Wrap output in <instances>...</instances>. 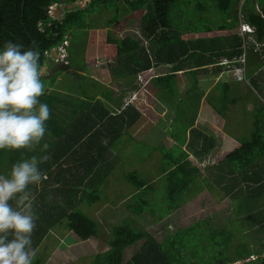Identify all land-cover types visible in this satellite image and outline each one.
Returning <instances> with one entry per match:
<instances>
[{"label":"trees","instance_id":"16d2710c","mask_svg":"<svg viewBox=\"0 0 264 264\" xmlns=\"http://www.w3.org/2000/svg\"><path fill=\"white\" fill-rule=\"evenodd\" d=\"M75 1L76 0H0V48L9 40L23 44L25 48L35 41L41 53V65L44 67L47 65V52L64 44V41L67 40L69 41V45L66 46L68 61L64 63L61 62L62 68L60 72L63 70L77 69V66L72 67L74 65L72 62L69 35H79L81 31L93 32L94 29L99 26L95 20L92 19L93 17H90V14L101 12L103 9L109 10L116 4L128 10L126 13L127 16L125 18H108L106 26L109 25L107 26L109 28L108 30H104L105 34L102 40H97L101 47H104L105 44L106 52L103 54L106 58L116 60L111 63L112 68H114L113 70L110 69V71L113 75H116L119 70L125 73H137L147 70L152 67L154 62H178L179 65H177V67L179 68H177V70H181L182 68L180 67L188 61L189 64L192 63L195 67L192 69L194 74L199 68L210 64H217L218 68H222L223 63H220V58L226 56L232 61V68H229L228 71H231L235 67H243L245 75L243 81H248L249 79L251 82L257 83L256 77L260 76V71L264 67V56L263 58L257 56L255 60L257 62L255 64L256 72L252 73V69H250V62L252 60L248 58L252 50H256L257 54L263 53L264 51V48L262 51H259L255 47L257 43L264 46V0H214L219 11L227 14V19L225 20V26L227 27L224 31L222 26L215 29L210 28L203 36H200L198 33L194 34L192 31H184L181 28H177V25L171 21V10L174 4L181 0H90L84 8L77 5L69 9L67 6ZM112 2L113 4H110ZM53 4H57L58 6L66 4L62 15L58 18L52 17L48 12L49 7ZM239 10L241 12L239 15L243 14L244 21H246L248 25L255 27L253 34L254 41L249 44L247 52L244 51L242 46L243 38L238 34L240 30ZM136 23L140 24V29L148 41V45L152 48L151 52L149 49L147 50L142 46L140 39L135 34L117 33L123 28ZM218 38L221 40V43L216 42ZM150 54H153L152 58ZM241 54H245L244 62L238 61ZM49 57L51 59L53 58L52 56ZM109 64L108 62V66ZM117 67H119L117 72H112ZM82 69L87 71L85 67ZM176 76L177 74L173 72L154 77L153 81L156 85L160 86L161 89L165 90L171 96H174L176 87H173L172 82L176 81ZM56 78L57 72L53 75L52 79ZM89 78L90 76L88 75L82 76V79ZM79 84L81 86L83 85L82 83ZM155 84L148 85L147 89L157 94ZM224 85L226 87L225 92L229 91L231 84L225 82ZM50 86L54 87V83H51ZM198 87V82L195 79L188 90L187 97L189 100L193 99L192 92ZM149 96L151 95L146 89H141L139 91L137 100L130 106L131 108L135 107L134 113H140V110L143 109L154 110L151 106ZM197 96V102H199L200 106L201 94L199 93ZM39 99L41 102L47 104L55 101V97L48 93V89H45L44 95ZM226 99V95H223L222 100ZM163 100L167 102L166 100L168 99ZM85 101L90 103V101ZM231 102H234V100L230 99V103ZM94 105H96L95 110L97 114H100L103 120L110 121L114 119V117H117L111 115L109 119L106 118V116H108L107 114H109V110L100 99L94 102ZM99 105L100 108L98 109L97 107ZM48 106L50 109L55 110L52 104ZM198 108L199 107L195 109V115H193L192 120L183 121L184 124L180 129L177 130L171 126L172 130L170 133L173 136V141H177L182 150L177 157L172 156L169 152H165V159L171 158V163L164 168L163 172L167 178L165 181L167 185L166 188L168 189V193H166L168 204L163 206L164 209L162 212L157 213L159 214L158 218L149 219L152 217L151 213H145L144 210L140 212L137 206L132 204V202L129 203L128 209L132 213L140 215L147 223H154L158 221L160 215V218H164L172 211L178 209L184 200V198H182V193L188 192L189 185L196 182L195 174L201 171L200 164L197 162L196 158L191 156L188 150L184 148V145L188 142L187 132L190 126L194 124ZM135 109L137 110L136 112ZM261 109L262 111L259 112L261 114L255 116V126L250 138L237 141L235 147L232 149L220 150L218 152L216 167L220 170V173L216 174V179L221 181L226 178L227 174L238 172L239 174L229 177L233 182L225 186V189L227 193H230L234 188H238L236 185L243 183L242 186L244 185V187L239 190L237 189L236 192V199L240 200V206L238 208H240L241 211H247V215L244 217L247 222L257 221V225L264 226V205L262 202L259 204V199L261 198L262 201L264 199V106H262ZM219 110H217V112L215 111L216 115L218 113L220 114ZM127 114L128 116H132L134 121L135 116L128 111H123V114L119 113L117 115L121 116L123 121H125L126 119H124V117ZM123 125L126 127V123ZM46 127L49 128L47 124ZM99 131L100 130H97V132ZM47 134L48 132L46 135ZM83 136L84 134H81L78 137V141ZM94 136L95 135L89 134L88 138H84L83 142H81L82 144L80 143L83 148L74 150L73 152L70 151L71 155L69 154L71 158L76 156L79 159L78 161L81 169H84L82 175H80V181L89 180L88 182H92L93 178L90 179L88 175H99L104 173L107 168L109 170L111 168L109 162L101 163L100 166H97L99 160L93 162L95 154L101 151L99 149L107 148L102 143L96 142L95 140L98 138ZM47 139L54 140H46L49 144V149L46 153L41 152L37 154V150L33 153L26 149L0 150V173L10 171L12 164L33 154L56 156L50 163L46 161L41 164L40 167L45 173H50L52 171V163L62 166V161H65L63 157L68 154L66 151L67 145L61 144V146L64 147V150H62L59 146L55 147L57 145L55 141L56 138L51 137ZM204 140L205 143L202 145V151L206 152L215 145V139L212 136L206 135ZM139 175L137 171L128 174L126 176L127 181L134 183L138 189H148L150 187V184H148L149 182L141 179ZM106 178L107 176L105 179ZM105 179H101V182L103 183ZM44 182L47 183L49 180L47 179ZM102 183H96V187H101ZM65 187H69L71 190V181H68ZM44 189L40 190V188L36 186H31V190L37 195L36 212L39 217L36 221L37 227L32 235L33 247L37 249V256L34 258L33 264H45V253L47 251L46 249L39 251V248L41 247V243H44V240L56 226H65L68 231H73L84 241L96 237L99 234L96 221L86 212L79 209L82 207L81 205L84 204L85 199L93 196L91 192L101 190L96 189L90 192L84 190L81 198L78 200H72L71 195L68 196L67 199L61 198L59 205V201L55 199L49 201L47 199L50 194V189L47 188L45 189L46 191H44ZM191 192L192 190L188 192V195H190ZM132 198H134V196ZM61 200L63 201L61 202ZM246 205L251 211L248 210L247 207H244ZM195 229L196 227L194 225L188 226L185 229L171 233L165 242L159 243L149 231L133 227L131 224L116 225L114 228L108 227L107 230L112 234V236H108L107 239L109 248L104 251H97L92 264H124L125 249L144 238H146L147 248L142 252L136 253L132 257L131 262L126 264H264V244L260 247V250L252 251L244 249L236 256L229 257L223 252L217 251L214 254L211 253L210 256L200 257L199 253H194L192 249H189L187 243V235L190 231ZM198 229H200V227L196 230ZM229 236L233 237L230 233L228 234V237ZM216 239L215 237L210 238V240L214 241H216ZM229 246L232 245L229 244ZM190 252H192V254ZM252 255H256V258H251ZM247 258L249 259L246 260ZM242 260L244 261L238 262Z\"/></svg>","mask_w":264,"mask_h":264},{"label":"rangeland","instance_id":"374dc122","mask_svg":"<svg viewBox=\"0 0 264 264\" xmlns=\"http://www.w3.org/2000/svg\"><path fill=\"white\" fill-rule=\"evenodd\" d=\"M89 1L76 0L72 4L84 8ZM110 4H113V2ZM114 5L110 8L112 10L103 9L101 12L90 14V17H93L92 19L99 26L93 32L81 31L79 35H69L71 43L70 50L74 65L72 67L77 66V69L85 67L88 76H90L89 68L97 62L104 64L101 67L105 68L106 71L113 70L114 68H112L111 63L116 60L106 58L104 55L106 52L105 44L104 47H101L97 42V40H102L105 34L104 30H108L109 28L107 27L109 25L106 26L108 18H125L127 16V9L116 4ZM62 6L64 5L57 6L55 17L58 18L62 15L64 9H62ZM239 14H241L240 10L238 11V16H243V14ZM170 15L171 21L177 25V28H181L184 31H192L194 34L198 33L200 36H203L210 28L215 29L222 26L224 31L227 27L225 26L227 14L219 11L214 0H181L174 4ZM117 33L135 34L140 39L142 46L151 52L152 48L148 45V41L140 29L139 23L129 25ZM216 42L221 43V40L218 38ZM249 42L250 40L248 38L244 42L247 50ZM65 45H69V41ZM263 48L264 46L261 44L257 46L259 51H262ZM258 54L259 57H262L264 56V51ZM47 56L49 57L50 55L48 54ZM150 56L153 57V54H150ZM222 61L227 63L225 59ZM108 62L110 63L109 66ZM256 63L255 60L250 62L252 73L256 72ZM185 64L187 65L185 67L193 65L192 63L189 64V62ZM153 65L151 69L149 68V70H143L135 74L125 73L119 70L115 75L117 79H115L114 86H119V78L124 77L123 79L127 83L121 88V91L128 90L132 83L134 84L135 80H137L136 77L138 75L140 85L148 87V85L155 84L153 81L154 77L172 71V66L166 64H162L159 67ZM50 66L52 67V65ZM226 67L227 65H224L221 69L213 68L212 71L218 72L221 77L222 74L224 76V73L228 72L237 80L239 72L236 70L228 71ZM42 68L43 74L44 71L50 70L48 67ZM118 69L119 67L112 72H117ZM260 72V76L256 77L257 83H253L249 79L248 81H239L242 83H237L224 77L211 90L208 97L203 96V103L200 101V106L199 102H197V94L199 95L203 88L196 75H185L173 81L172 85L176 87L174 96H171L155 84L157 94L154 96L156 98L161 97L165 100L168 99L166 100L167 106L165 107L163 106L164 100L160 98L158 108L155 109L159 114L157 119L154 116L148 117H152L155 121L159 122L152 121L150 123L147 121V118H140L133 121V117H130L125 122L126 132L119 127V130L115 134L113 132L111 133L110 138L111 141L113 138L112 145L116 150L118 158L117 161L111 164L112 174H115V180H113L114 185L106 182L103 191L91 192L93 196L85 199L84 204L79 209L86 212L96 221L99 229L98 236L84 241L73 231H68L65 226L54 227L39 248V251H43V249L47 251L45 253V264H92L97 251H104L109 248L107 239L112 234L107 230L108 227L114 228V226L121 224H131L133 227L145 229L159 243L165 242L171 233L185 229L188 226L194 225L196 229L200 227L198 230L190 231L187 235L189 249H192L194 253H199L200 257L210 256L211 253L214 254L217 251L223 252L226 256L231 257L236 256L244 249L252 251L260 250V247L264 244V226L257 225V221L247 222L244 219L247 211H241L238 208L240 206V200L236 199V192L237 189L239 190L244 187V185L242 186L243 183L236 185L238 188H234L230 193H227L225 189V186L233 182L229 177H233L239 173H229L221 181L216 179V174L220 173V170L216 167L218 152L220 150L234 148L237 141L249 139L254 130L255 116L261 114L259 112L262 111L261 108L264 106V67ZM53 75L42 78L47 88L51 83L58 85L56 82L59 81L52 79ZM195 79L199 87L192 92L193 99L189 100L187 97L188 90ZM90 81L94 82V85L91 86ZM69 82H72L70 75L66 74L60 83L63 86ZM225 82L231 84L230 90L226 92ZM79 83H82L83 86L90 87L96 94L98 92H110L109 86L95 80L82 79ZM72 84L76 85L75 82H72ZM208 85H211V83L209 82ZM80 90L83 91V89ZM223 95H226V100H222ZM230 99H233L234 102L230 103ZM104 102L105 105H108L113 100L105 97ZM51 104L54 105L53 103ZM197 107L199 108L194 124L190 126L187 132L189 142L184 145V148L195 155L197 162L203 170L201 173L198 172L195 174L196 182L189 185L188 192L192 190L191 194L188 195V192L182 193L184 200L178 209L172 211L164 218H160V215L158 221L154 223H147L140 215L131 213L126 203L132 202V204L138 207L140 212L144 210L145 213H151L152 217L149 219L158 218L159 214L157 213L162 212L164 209L163 206L168 204L166 198L168 189L166 188L165 181L167 178L163 172L164 168L171 163V158L165 159V152H169L172 156L177 157L182 150L180 144L177 141H173V136L170 133L172 130L171 126L177 130L180 129L184 124L183 121L192 120ZM97 108L99 109L100 105ZM216 109H221L219 110L220 114L218 113L216 115ZM50 110L51 114H55L56 112L58 114L60 107H56V112L53 109ZM145 112L148 113V111ZM66 120L67 122L71 121V119ZM111 122L116 123L119 121L111 120L107 128L111 127ZM206 135L212 136L215 139V146L203 152L202 145L205 143L204 139ZM169 137H171L170 141H168ZM135 171L140 174L139 177L141 179L149 182L150 187L148 189H138L134 183L127 181L126 176ZM56 193L57 191H54L51 195L56 197ZM129 196H134V198L127 200ZM261 202L264 205V199L262 201L260 198L259 204ZM244 207L250 210L247 205ZM229 233L233 237H228ZM211 237L217 238L216 241L210 240ZM229 244L232 246H229ZM147 246L146 238L128 246L124 251L125 259L123 263H130L132 257L136 253L142 252ZM190 253L192 254V252ZM255 256L252 255L251 258L254 259L256 258Z\"/></svg>","mask_w":264,"mask_h":264},{"label":"clouds","instance_id":"9594fccd","mask_svg":"<svg viewBox=\"0 0 264 264\" xmlns=\"http://www.w3.org/2000/svg\"><path fill=\"white\" fill-rule=\"evenodd\" d=\"M242 17L240 22L244 21ZM239 28L241 30V24ZM253 34L254 31L248 32L249 44L254 41ZM40 57L35 41L25 48L23 44L9 40L0 48V150L35 152L39 148L40 152L46 153L49 149L48 143H41L48 132L46 122L51 110L39 99L45 93ZM224 58L230 60L225 56L220 63ZM135 93L137 97L139 91ZM49 159L47 154H33L12 164L9 173L0 174V264H33L37 256L32 235L39 217L37 195L31 186L39 188L48 179L40 166ZM55 187L59 185L50 186L49 201L54 199L51 189Z\"/></svg>","mask_w":264,"mask_h":264},{"label":"crops","instance_id":"0c3cea01","mask_svg":"<svg viewBox=\"0 0 264 264\" xmlns=\"http://www.w3.org/2000/svg\"><path fill=\"white\" fill-rule=\"evenodd\" d=\"M249 54L250 55L248 56V58H250V60H252V61L256 60V58L258 56V54L256 53V50H252ZM52 57H53L52 59L50 57H47L48 58L47 63H46L47 65H45V68L48 67V69H50V70L44 71L42 78L52 76L53 74H55V72H57L56 80L59 82H56V83H58V85L54 83L55 86L53 89H52L53 86L52 87L48 86V88L45 86V89H48V93L52 94L55 97V101L49 102V103L54 104L53 106L55 108V112H56V107L59 106L60 112L58 113L59 115L57 114V112L53 115L51 114L50 119L46 122V124L49 127V128H47L48 134L44 138V141H42L41 143L42 144L45 142L47 143L46 140H50V141L54 140V139H47V138H51V137L56 138L55 141H56L57 145L55 147L59 146L62 150H64V147L61 146V144L67 145V149L66 148L65 149L68 152V154L65 157H63V159H65V161H62V163H63L62 166H58V165H55L54 163H52V165H51L52 171L50 173H48V172L46 173L47 177L48 176L50 177V178L48 177L49 182L45 183L43 181L42 185L39 188H40V190L44 189V188L50 189L51 185H59V187L52 188L51 191L52 192L57 191L56 197H54V199L56 201H59V205H60V199L61 198L67 199V197L71 195L72 200L73 199L78 200L81 198L84 190H86L88 192L96 190V189L103 191L104 184L106 182H110L111 184L114 185L113 180H115V174H112V166H111L110 170L107 168L105 170V172L102 174H99V175L95 174L93 176L88 175L90 179L93 178L92 182H88L89 180L80 181L79 178H80V175H82V172L84 169H81L79 161H78L79 159L76 156L74 158L69 157V154L71 155L70 151L73 152L74 150H80L81 148H83V147H81L80 143L83 142L84 138H88L89 134H92V135H95L94 136L95 138H98L97 140H95L96 142L102 143L103 145H105L107 147L106 149L105 148L99 149L101 151H100V153L95 154V156L93 158V162L95 160H99L97 163V166H100L101 163H104V162H109V164L114 163L115 161L118 160V158H117L116 150L114 149V147L112 145L111 138H110L111 133L113 132L115 134L117 132V130H119V127H121L126 132V127H125V125H123V124H125L126 120L123 121L122 117L118 116L117 114H119V113L123 114V111H128L135 116L134 121H136L137 119H140V118H143V119L147 118V121L150 123L152 121L158 123L159 121H155L154 118H152V117L148 118V117L154 116L156 119L158 118L159 114H158V112H156L155 109L158 108V104L160 103V98L159 97L156 98L154 96L155 93L150 92V90L147 89V87H145L144 85H140V83L138 82V80H139L138 75L136 77L137 80H135L134 84L132 83L130 89L124 90L122 92L121 88L124 87L127 83L126 80L123 79L124 77L119 78V86H114V82H115V79H117V77L115 75H113L110 70L106 71L105 68L101 67L104 64H101L98 62L95 63L94 66L89 68L88 71L90 73V78L88 80H95V81L101 82L102 84H104L106 86H109L110 87L109 90L111 93L98 92V94H96L95 91L92 90L90 87L83 86V85L81 86L79 84V80H80L81 76L88 75L87 71H85L84 69L81 68V69H74V70L69 69L67 71L63 70V72H59L62 68V63H61V61L57 60V58H58L57 53L52 52ZM162 64L172 66L171 67L172 71L159 74L158 76H162V75L170 74V73L174 72L177 74V76L175 77V80H176V79L182 78L185 75H190V76L196 75L199 82L202 85V88H203L202 92L200 93L201 94L200 101L202 103H203V96L205 95L208 97L211 90L213 88H215L217 86V84L223 80L224 77L231 79L234 82L242 83V82H239L238 80H236L235 78H233L234 76L232 74L230 75L228 72L224 73L225 74L224 76L222 74V77L220 76V74H218V72H216V71L213 72L212 71L213 68H218L217 64H210L208 66L201 67L194 74L192 72V69L195 68L193 65L189 66V67H185L187 65L184 63V65L182 67H180L182 69L177 70V68H179V67H177V65H179L178 62H176V63H163V62L155 63L154 62V65L158 66V67L161 66ZM50 65H52V67ZM209 69H211V70L209 71ZM219 69H221V68H219ZM147 70H149V69H147ZM133 73L135 74L136 72H133ZM66 74L70 75V80L72 82H75L76 85H73L72 82L66 83V85H63V86L61 85L60 82L63 80L64 75H66ZM158 76H156V77H158ZM209 82L211 83V85H208ZM135 83H137V84H135ZM90 85L91 86L94 85V82L90 81ZM85 87H86V89H85ZM143 88L146 89L148 91V93L151 95V96H149L150 97L149 100L151 102V106L154 108L155 111L149 110V109L148 110L143 109V110H140V113H137L136 112L137 110L135 109L136 113H134L135 107L133 106L134 108H131L130 106L132 105V103L135 100H137L138 96L136 97L133 95L135 92L140 91ZM80 89H83V91H81ZM91 94H93V95L91 96ZM112 94H113V96H112ZM105 97L107 99L113 100L112 103L105 105L106 108L109 110V114H107L108 116H106V118L109 119L110 116L113 115V116H117V117H114V119H112V121H115L117 119L119 120V122H116V123L111 122V127H108V128H107V125H108V123H110L111 120L105 121V120H103V117H101L100 114L98 115L97 113H95L96 112V110H95L96 105H94V102H96L99 99L104 102ZM85 100L90 101V103L86 102ZM127 101H129L128 104L126 103ZM163 106H165V107L167 106L165 101H163ZM129 107H130V109H129ZM145 111H148V113ZM68 112H70V114H68ZM130 117H132V116H130V115L128 116V114H127L124 117V119H128ZM66 119H71V121L67 122ZM98 128H100V129H98ZM97 130H100V131L97 132ZM96 132H97V134H96ZM81 134H84V136L78 141V137ZM99 139L101 140V142ZM112 140H113V138H112ZM170 140H171V137H169L168 141H170ZM188 142H189V140H188ZM155 151H157V150H155ZM33 153H35V152H33ZM36 153L37 154L41 153L39 148H37ZM99 154H101V155H99ZM190 155L195 157V155H193L191 153H190ZM200 155H201V153H200ZM55 158H56V156L50 155V160H48L47 163L48 162L50 163ZM202 170L203 169L201 168V171ZM201 171H200V173H201ZM9 172L10 171H8L6 173L2 172L0 174H7ZM106 176H107V178L105 179ZM101 179H105L103 181V183L101 182ZM68 181H71V183H72V189L71 190L69 189V187H65L66 183ZM96 183H102L101 187H96ZM61 187H63V188H61ZM45 189H44V191H46ZM53 189H55V190H53ZM132 197L133 196H129L127 200H131ZM62 201L63 200H61V202ZM126 204H127V208H128L129 202Z\"/></svg>","mask_w":264,"mask_h":264},{"label":"built area","instance_id":"2783aa9c","mask_svg":"<svg viewBox=\"0 0 264 264\" xmlns=\"http://www.w3.org/2000/svg\"><path fill=\"white\" fill-rule=\"evenodd\" d=\"M57 4H53L49 7L48 9V12L49 14L52 16V17H55V12H56V8H57ZM241 24V30H240V35L242 36L243 38V45H244V42L246 41V39L248 38L250 40V35H248V32L250 31H254L255 30V27L254 26H250L248 25L247 23H245L243 20H241L240 22ZM248 35V36H247ZM66 42L67 40L64 41V44L63 45H60L57 47L58 49V59L64 61V62H67L68 61V52H67V49H66ZM50 55L52 54V52H47V55ZM227 63H225V65H227V69L229 70V68L231 69L232 68V63L229 59L227 58H224ZM239 61L240 62H244L245 61V54H242L239 58ZM224 63V62H223ZM237 71L239 72L238 75H237V80L239 81H243L245 79V75H244V68L243 67H235L234 69H232L231 71ZM136 94V93H135ZM134 94V96H135Z\"/></svg>","mask_w":264,"mask_h":264},{"label":"water","instance_id":"95a60500","mask_svg":"<svg viewBox=\"0 0 264 264\" xmlns=\"http://www.w3.org/2000/svg\"><path fill=\"white\" fill-rule=\"evenodd\" d=\"M73 6H74V4H69V5H68V8L71 9V8H73ZM63 8H65V5L62 6V9H63ZM51 52H55V53H57V49H56V48H53V49L51 50ZM57 56H58V54H57ZM44 67H45V66H44ZM42 69H43V68H42Z\"/></svg>","mask_w":264,"mask_h":264}]
</instances>
